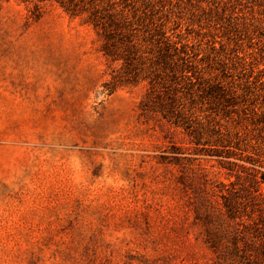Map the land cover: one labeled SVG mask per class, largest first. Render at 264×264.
Segmentation results:
<instances>
[{
    "label": "rangeland",
    "instance_id": "rangeland-1",
    "mask_svg": "<svg viewBox=\"0 0 264 264\" xmlns=\"http://www.w3.org/2000/svg\"><path fill=\"white\" fill-rule=\"evenodd\" d=\"M261 170L264 0H0V264H264L193 205Z\"/></svg>",
    "mask_w": 264,
    "mask_h": 264
},
{
    "label": "trees",
    "instance_id": "trees-1",
    "mask_svg": "<svg viewBox=\"0 0 264 264\" xmlns=\"http://www.w3.org/2000/svg\"><path fill=\"white\" fill-rule=\"evenodd\" d=\"M169 47L166 43V49ZM106 53L115 54L110 48ZM174 110L171 104L161 107L163 117L176 123ZM186 127L194 142L200 143L201 132L191 129L189 124ZM245 182L238 186L217 182L214 188L202 187L193 198V205L195 216L204 225L205 242L216 255L245 256L247 261L256 263L264 261V171L258 176L253 174ZM214 194L219 201L212 197Z\"/></svg>",
    "mask_w": 264,
    "mask_h": 264
}]
</instances>
